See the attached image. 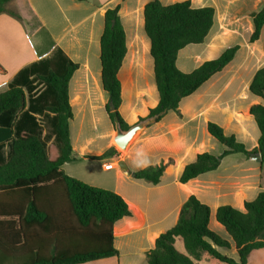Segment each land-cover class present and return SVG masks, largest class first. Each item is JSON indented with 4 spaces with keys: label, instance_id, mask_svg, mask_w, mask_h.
Returning a JSON list of instances; mask_svg holds the SVG:
<instances>
[{
    "label": "crops",
    "instance_id": "crops-1",
    "mask_svg": "<svg viewBox=\"0 0 264 264\" xmlns=\"http://www.w3.org/2000/svg\"><path fill=\"white\" fill-rule=\"evenodd\" d=\"M150 1L13 0L7 8L18 12L21 21L9 14L0 15V94L9 89L21 70L52 57L58 49L63 51L78 69L69 81V104L73 114L70 140L74 160L65 163L62 169L69 177L120 195L131 212V216L113 226V244L118 255L84 264H147L148 252L154 249L160 235L177 224L181 207L190 196H196L210 207L209 228L214 231L211 228L214 225L218 230L214 232L230 243L229 249L218 250L232 257L236 249L225 228L216 220L217 209L230 205L244 211L245 202L254 200L264 191V164L243 154L226 156L217 170L185 184L179 181L185 167L195 162L198 155L220 156L225 151V147H218L209 134V122L221 126L226 135L251 143L252 149L258 146L260 130L250 108L264 102L251 94L249 87L255 73L264 67L252 69L257 61H264V27L260 38L250 43L253 49L245 50V59L235 61L238 53L244 50L241 47L229 65L194 94L181 100L178 112L169 111L159 121H145V128L134 139L138 138L137 142L133 141L125 153L113 145L118 129L108 112L109 94L102 85L100 60L105 13L108 9L120 8L127 47L119 71L120 113L125 122L133 126L159 103L151 42L145 32L144 9ZM160 1L170 5L186 0ZM190 1L195 8L213 7L215 22L198 49H190L189 45L179 52L177 66L184 73L192 72L225 51L222 37L211 39L210 36L215 35L218 24L224 27L218 31L225 32L227 26L239 23L233 13L239 2L252 3L259 10L264 5V0H217L215 4ZM46 39L51 42L49 47L44 43ZM194 57L201 61L190 68ZM36 117L43 128V137L51 135L52 129L45 116ZM52 141L53 138L49 144ZM5 151L7 154L8 144ZM121 160L128 171L118 166ZM109 164L114 167L106 169ZM161 164L167 167L157 185L134 176L138 170ZM255 252L263 253L264 249L253 251L248 264ZM233 259L238 260V257Z\"/></svg>",
    "mask_w": 264,
    "mask_h": 264
},
{
    "label": "trees",
    "instance_id": "trees-1",
    "mask_svg": "<svg viewBox=\"0 0 264 264\" xmlns=\"http://www.w3.org/2000/svg\"><path fill=\"white\" fill-rule=\"evenodd\" d=\"M12 1L0 0V15L9 14L21 21L18 12L7 8ZM119 9L117 6L105 13L100 60L102 85L109 94L110 119L125 132L131 126L120 113L119 71L127 47ZM251 18L252 44L260 38L264 27V5ZM144 19L159 103L139 123L148 119L159 121L169 111L178 112L181 100L221 72L240 49L239 45L227 48L218 58L184 73L177 66L179 52L205 42L214 26L215 9L195 8L190 0L170 5L152 0L145 5ZM77 69L78 65L58 49L52 57L21 70L9 89L0 94V264H84L118 255L113 244V226L131 216L127 203L120 195L69 177L62 169L74 160L69 81ZM249 91L264 102V67L255 73ZM250 114L260 130L256 148L249 150L234 135H226L221 126L209 122V134L225 151L220 156L198 155L195 162L185 167L179 181L185 184L217 170L221 161L232 154H259L264 164V104L251 106ZM36 115L45 116L51 135L43 137ZM166 167L149 166L136 171L134 176L157 185ZM244 207L241 211L225 205L216 212L217 222L234 243L238 260L218 250L229 249L230 243L209 228L210 207L190 196L181 207L177 224L160 235L154 249L148 252L147 264H197L202 255L221 264H248L253 251L264 249V191L245 202ZM80 235H89L91 245L70 246L67 237Z\"/></svg>",
    "mask_w": 264,
    "mask_h": 264
},
{
    "label": "rangeland",
    "instance_id": "rangeland-1",
    "mask_svg": "<svg viewBox=\"0 0 264 264\" xmlns=\"http://www.w3.org/2000/svg\"><path fill=\"white\" fill-rule=\"evenodd\" d=\"M216 1L217 0H201V3L202 4H215ZM258 10H259V8L257 6L255 7L252 3L245 4L243 2H239L233 8V13H236L235 15L239 18V20H238L239 23L227 26L226 28L228 30H226L225 32L224 31H220V32L218 31V29H223L224 28V27H221L218 24L216 29H215V31H214L215 35L210 36L211 39L217 38V37H222V40H223V43H224L223 50H226L227 48H230V47L235 46V45H239L240 46V50H241V47H242L244 50H242V51H240L238 53L237 58L235 60L236 62H239V61L245 59V53H244L245 50H249V49L252 48V45L249 43V38H250V35L252 33V32H250V29H252L251 26L253 27V21H252V18L250 16V14L252 12H255V11H258ZM44 43H45L46 47H49L51 45V42L48 39H46ZM190 47H189L190 49H194V50L198 49L197 48L198 45H191ZM196 58L197 57L193 58L194 60H193L192 65H191L190 68H192V66L193 67L198 66V64H199V62L201 60H197L196 61ZM261 66H264V61H257L252 66V69L255 70V69H257V68H259ZM148 120H150V119H148ZM144 125H145V121H144ZM141 131H139L135 135V137L132 139V141H130V143L128 144V146L125 149H120V147H118V145L115 143L114 140H113V145L120 152L125 153L130 148V146L133 144V141L137 142L138 138L136 140H134V139L139 135V133ZM115 135H116V133H115ZM215 141H216L218 147H223L224 148V146L222 144H220L217 140H215ZM242 143L245 144L248 148H251L250 147L251 143H249V142H247V143L242 142ZM249 150H252V148L249 149ZM113 167H114V165H113ZM112 172H114V171H112ZM211 228L214 231H218L217 229H215L214 225H211ZM223 232H224V230H223ZM224 233L226 234V232H224ZM67 241L70 242V246H72V247L83 248V247H87L88 245H91V241L92 240L90 241V236L89 235L88 236L87 235H80V236H77V237L69 236V237H67ZM73 243H78V244L77 245H73ZM178 245H179V248H182L180 246V245H182V243H180ZM231 256L233 258H237L238 257L236 251L233 252V254ZM197 264H221V263H217L215 260L210 259L206 255H202L201 259L199 261H197ZM251 264H264V252L263 253H261V252L253 253L252 258H251Z\"/></svg>",
    "mask_w": 264,
    "mask_h": 264
},
{
    "label": "water",
    "instance_id": "water-1",
    "mask_svg": "<svg viewBox=\"0 0 264 264\" xmlns=\"http://www.w3.org/2000/svg\"><path fill=\"white\" fill-rule=\"evenodd\" d=\"M115 126L118 130L114 137V141L118 145V147H120V149H125L130 143V141H132V139L135 137V135L145 128L144 122H140L136 125H133L129 130L125 132L120 130L117 125ZM252 158L256 161H261V156L259 154H257L256 156H252ZM118 166L122 170L128 171V167L123 160L118 162Z\"/></svg>",
    "mask_w": 264,
    "mask_h": 264
},
{
    "label": "built area",
    "instance_id": "built-area-1",
    "mask_svg": "<svg viewBox=\"0 0 264 264\" xmlns=\"http://www.w3.org/2000/svg\"><path fill=\"white\" fill-rule=\"evenodd\" d=\"M111 168H112V164L106 166V169H111Z\"/></svg>",
    "mask_w": 264,
    "mask_h": 264
},
{
    "label": "bare ground",
    "instance_id": "bare-ground-1",
    "mask_svg": "<svg viewBox=\"0 0 264 264\" xmlns=\"http://www.w3.org/2000/svg\"><path fill=\"white\" fill-rule=\"evenodd\" d=\"M113 168V167H112Z\"/></svg>",
    "mask_w": 264,
    "mask_h": 264
}]
</instances>
